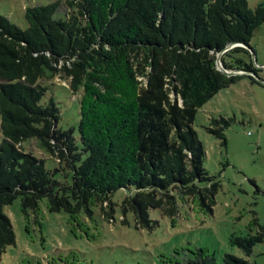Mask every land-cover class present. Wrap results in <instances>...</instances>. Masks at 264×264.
I'll return each mask as SVG.
<instances>
[{
    "label": "trees",
    "instance_id": "16d2710c",
    "mask_svg": "<svg viewBox=\"0 0 264 264\" xmlns=\"http://www.w3.org/2000/svg\"><path fill=\"white\" fill-rule=\"evenodd\" d=\"M24 17L22 29L0 14V256L15 243L3 209L18 197L25 211L46 199L50 212L75 217L121 190L122 209L142 226L152 222L150 209L176 214L178 201L212 212L220 184L204 169L193 123L240 77L215 65L227 44L240 45L222 54L226 69L257 73L244 45L264 24V2L54 0L27 7ZM53 78L77 103L78 120L67 129L46 97ZM210 131L224 138L223 129ZM27 139L58 167L26 150ZM229 240L249 255L264 228ZM221 264L249 262L226 254Z\"/></svg>",
    "mask_w": 264,
    "mask_h": 264
},
{
    "label": "rangeland",
    "instance_id": "374dc122",
    "mask_svg": "<svg viewBox=\"0 0 264 264\" xmlns=\"http://www.w3.org/2000/svg\"><path fill=\"white\" fill-rule=\"evenodd\" d=\"M53 1L0 0V14L25 29V9ZM247 1L250 7L264 2ZM249 46L258 70L250 76L257 82L237 70L240 77L200 107L193 123L205 151L204 169L220 184L212 212L178 201L176 214L150 209L152 222L142 226L130 210L122 209L121 190L92 213L75 217L50 212L46 199L39 202V210L25 211L18 197L3 209L15 243L6 247L0 264H49L64 257L71 259L67 264H221L226 254L264 264V240L254 243L249 255L229 240L233 234L258 235L264 228V24ZM48 83L46 97H54L60 107L59 126L75 125L78 108L70 90L57 78ZM221 129L224 138L210 131ZM35 142L27 139L23 147L42 158L46 168H57L56 159ZM56 178L64 179L59 172Z\"/></svg>",
    "mask_w": 264,
    "mask_h": 264
},
{
    "label": "water",
    "instance_id": "95a60500",
    "mask_svg": "<svg viewBox=\"0 0 264 264\" xmlns=\"http://www.w3.org/2000/svg\"><path fill=\"white\" fill-rule=\"evenodd\" d=\"M237 45H240L238 43H235V42H231L229 44H227L222 50H220L219 52H217L216 54V60H215V65L217 67L218 70H220L221 72H223L225 75L227 76H231V75H235L236 71L237 70H229V69H226L223 65H222V62H221V56L222 54L229 50L230 48L234 47V46H237ZM251 53H252V49L249 45H244ZM241 72H243L244 74H247V75H251V74H254L253 72H249V71H243V70H240Z\"/></svg>",
    "mask_w": 264,
    "mask_h": 264
}]
</instances>
